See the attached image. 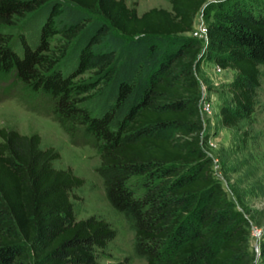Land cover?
Instances as JSON below:
<instances>
[{
  "label": "trees",
  "instance_id": "trees-1",
  "mask_svg": "<svg viewBox=\"0 0 264 264\" xmlns=\"http://www.w3.org/2000/svg\"><path fill=\"white\" fill-rule=\"evenodd\" d=\"M208 0L138 13L126 0H0V78L50 100L69 136L91 140L110 204L134 230L142 264H251L250 227L202 146L204 51L233 69L226 126L255 109L264 63V0L210 4L208 42L190 32ZM36 132L0 126V264H99L116 231L75 218L83 178L51 163ZM113 264H129L127 258Z\"/></svg>",
  "mask_w": 264,
  "mask_h": 264
},
{
  "label": "rangeland",
  "instance_id": "rangeland-1",
  "mask_svg": "<svg viewBox=\"0 0 264 264\" xmlns=\"http://www.w3.org/2000/svg\"><path fill=\"white\" fill-rule=\"evenodd\" d=\"M138 13L152 7H170V0H126ZM226 0H208L199 10L193 34L199 36L202 26L214 19L210 4ZM202 42V40H201ZM203 43V42H202ZM215 62L203 52L199 55L195 75L201 94L211 105L203 118L202 146L211 159L212 174L220 182L228 200L249 223L248 252L251 264H264V63L260 64V85L257 87L255 109L250 117H241L237 124L221 122L220 109L230 103L229 86L236 77L233 69H214ZM50 100L42 94H29L11 82L9 75L0 78V126L20 133L39 134L41 147H53L58 156L54 167H69L83 178L81 185L69 192L75 218L93 214L107 220L115 236L100 251L99 264H113L127 258L129 264H142L145 259L133 250L134 230L123 214L108 201L102 179L96 171L98 152L79 133L69 136L50 111Z\"/></svg>",
  "mask_w": 264,
  "mask_h": 264
},
{
  "label": "built area",
  "instance_id": "built-area-1",
  "mask_svg": "<svg viewBox=\"0 0 264 264\" xmlns=\"http://www.w3.org/2000/svg\"><path fill=\"white\" fill-rule=\"evenodd\" d=\"M190 34H193V32H190ZM193 35H195V32H194ZM199 36L201 37V40H202L203 44H206L208 42V35H207V27H206V25L202 26ZM214 69H216L217 71H220L221 67L218 64L215 63ZM204 94L205 93L203 91V93L201 94V97H200V102H199V108H200V113H201L202 119L204 117H206L207 114H209L211 112V105H210V103L208 101H206V99L204 97Z\"/></svg>",
  "mask_w": 264,
  "mask_h": 264
}]
</instances>
